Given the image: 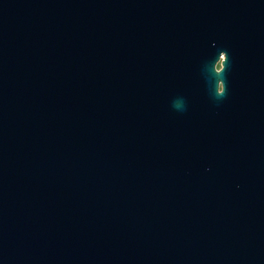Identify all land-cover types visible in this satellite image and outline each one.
I'll use <instances>...</instances> for the list:
<instances>
[{
  "label": "water",
  "instance_id": "95a60500",
  "mask_svg": "<svg viewBox=\"0 0 264 264\" xmlns=\"http://www.w3.org/2000/svg\"><path fill=\"white\" fill-rule=\"evenodd\" d=\"M0 264H264V0H0Z\"/></svg>",
  "mask_w": 264,
  "mask_h": 264
},
{
  "label": "rangeland",
  "instance_id": "374dc122",
  "mask_svg": "<svg viewBox=\"0 0 264 264\" xmlns=\"http://www.w3.org/2000/svg\"><path fill=\"white\" fill-rule=\"evenodd\" d=\"M219 66H220V65H219ZM219 66H218V67H219Z\"/></svg>",
  "mask_w": 264,
  "mask_h": 264
}]
</instances>
